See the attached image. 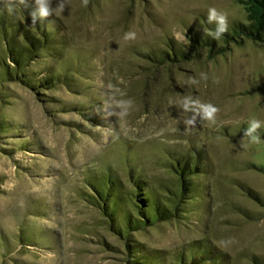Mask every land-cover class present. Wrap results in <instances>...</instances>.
<instances>
[{
	"label": "rangeland",
	"instance_id": "1",
	"mask_svg": "<svg viewBox=\"0 0 264 264\" xmlns=\"http://www.w3.org/2000/svg\"><path fill=\"white\" fill-rule=\"evenodd\" d=\"M209 7L228 24L246 18L241 0H67L61 14L39 22L54 43L30 73L61 82L37 94L0 79V264H127L120 239L84 200L87 181L110 168L129 189L134 170L151 187L175 191L170 162L193 160L196 150L207 168L182 217L135 239L165 263L207 239L226 264H264V173L255 167L264 166V140L241 146L248 120L264 121V41L156 62L169 47L191 50L189 37L212 24ZM28 11L9 15L0 0L2 21L31 28ZM127 32L135 39L125 40ZM185 97L218 107L215 123L201 114L186 127L194 113L182 107Z\"/></svg>",
	"mask_w": 264,
	"mask_h": 264
},
{
	"label": "trees",
	"instance_id": "2",
	"mask_svg": "<svg viewBox=\"0 0 264 264\" xmlns=\"http://www.w3.org/2000/svg\"><path fill=\"white\" fill-rule=\"evenodd\" d=\"M241 3L246 10L245 20L229 23L227 32L218 40L207 35L206 31L197 34L196 37L190 36V51L169 47V50L162 51L156 62H186L191 58L199 57L202 51L206 52L208 58H213L226 54L233 45L241 44L246 39L263 42L264 0H241ZM215 28V23L208 25L209 31H215ZM52 33L39 21L36 26L29 28L23 26L19 21L8 23L7 20L2 21L0 18L1 81L17 82L37 94L42 92L41 89L46 90L61 82L59 75L54 76L49 73L46 77L37 78L35 74L30 73L29 69L44 50L53 48L54 35ZM257 134L264 140V131L258 129ZM200 154V151L196 150L191 156L193 160L186 156L172 157L174 162H170L169 168L173 171L177 181L175 191L167 187H162L160 190L151 187L148 180L140 174H134V170L129 172V189L125 188L117 174L110 168H107L100 177H94L87 181L89 191L85 194L84 200L100 212L109 231L120 239L125 263L226 264L225 254L217 252L210 246L207 239L192 242L188 248L189 252H181L173 262L165 263L160 260L159 252L148 249L134 237L136 232L146 230L164 221L182 217V208L195 198L193 196L199 190L196 177L207 168L206 164H202ZM255 167L264 173V166L255 165ZM246 191L252 199L260 200L253 191L249 189ZM165 193L167 194L165 195ZM200 242H202V247H199ZM195 246L197 248H194V251L193 247ZM203 250L206 252L205 255ZM257 260H254L255 264H258Z\"/></svg>",
	"mask_w": 264,
	"mask_h": 264
},
{
	"label": "clouds",
	"instance_id": "3",
	"mask_svg": "<svg viewBox=\"0 0 264 264\" xmlns=\"http://www.w3.org/2000/svg\"><path fill=\"white\" fill-rule=\"evenodd\" d=\"M67 0H59L58 4L53 7L52 0H4V9L9 15H13L17 7L22 6L24 9H30L28 11V17L31 21V26H36L37 22H43L52 15L61 14L66 7ZM89 0H82V5L87 6ZM207 21L208 23H215V31L205 30L207 35L212 36L214 39H219L224 33L227 32V15L220 12L215 7H209L207 10ZM125 40L135 39L134 32H127L124 35ZM201 76L206 79L205 74ZM195 82V81H194ZM131 101H122L121 107L124 109V114H126L127 108L131 106ZM185 112L194 113L192 119L185 120V126H195L196 115H201L203 121H209L215 123L216 114L219 112V108L212 103H199L198 101H193L190 97H185L184 103L182 105ZM264 125V121L257 118H250L248 120V127L244 130L243 138L241 141L242 147H247V144L243 143V139L247 138L248 143H259L260 137L257 134L258 129Z\"/></svg>",
	"mask_w": 264,
	"mask_h": 264
}]
</instances>
